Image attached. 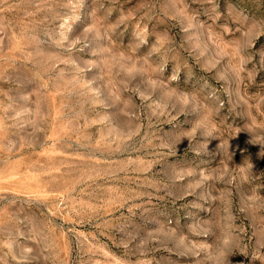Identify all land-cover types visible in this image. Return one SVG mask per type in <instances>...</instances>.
Instances as JSON below:
<instances>
[{
  "label": "rangeland",
  "instance_id": "rangeland-1",
  "mask_svg": "<svg viewBox=\"0 0 264 264\" xmlns=\"http://www.w3.org/2000/svg\"><path fill=\"white\" fill-rule=\"evenodd\" d=\"M0 264H264V0H0Z\"/></svg>",
  "mask_w": 264,
  "mask_h": 264
}]
</instances>
